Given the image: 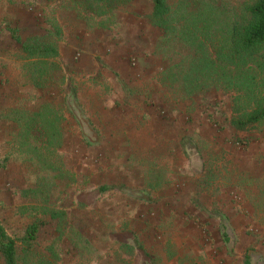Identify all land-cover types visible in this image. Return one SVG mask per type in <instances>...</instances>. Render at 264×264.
<instances>
[{
	"label": "rangeland",
	"instance_id": "374dc122",
	"mask_svg": "<svg viewBox=\"0 0 264 264\" xmlns=\"http://www.w3.org/2000/svg\"><path fill=\"white\" fill-rule=\"evenodd\" d=\"M229 2L252 0H165L168 30L197 25V38L214 56L226 50L220 26L228 19ZM150 6L149 0H105L102 5L93 0H0V162L11 111H37L42 119L59 123L60 145L48 160L73 178L72 183L59 182L54 201L34 204L20 194L32 186L33 169L6 163L0 169V225L16 239L35 212L41 226L33 252L50 264H140L138 253L131 254L112 233L129 245L126 236L134 237L156 264H243L245 253L251 264H264V120L236 131L229 120L248 109L242 101L232 102V92L210 87L180 97L161 73L173 54L166 42L162 45ZM9 27L23 43L52 47L56 54L25 57ZM145 112L159 124L144 118ZM35 119L29 138L38 146L43 137ZM207 137H223L227 151L249 152L245 160L256 162L249 172L255 180L241 183V201L234 190L223 189L228 177L222 165L208 174L215 158ZM231 159V164L238 160ZM163 179L168 181L163 189L147 191L153 201L120 189L99 195L89 206L75 201V194L99 184L133 190ZM210 180L220 185L213 193L207 190ZM225 193L233 198L222 201ZM214 211L227 219L230 255ZM72 229L89 245L73 243Z\"/></svg>",
	"mask_w": 264,
	"mask_h": 264
},
{
	"label": "trees",
	"instance_id": "16d2710c",
	"mask_svg": "<svg viewBox=\"0 0 264 264\" xmlns=\"http://www.w3.org/2000/svg\"><path fill=\"white\" fill-rule=\"evenodd\" d=\"M93 1L102 5L105 0ZM149 2L151 20L162 33L160 39L162 45H168L173 54L161 73L164 80L174 84L178 95L190 97L210 87L232 92L234 94L232 102L242 101L245 103L244 108L248 109L240 117L229 120V124L234 129L244 130L253 123L263 121L264 0H252L245 4L229 2L228 19L225 17V23L220 26L226 40V50H218L214 56L210 55L205 44L197 38L195 34L197 25H193L192 28L183 27L180 30L170 27V33L169 25H166L169 14L165 0H149ZM203 6L207 9L212 7L207 3H203ZM7 30L27 58L45 59L56 54V50L52 47H36L23 43L13 27ZM167 33L170 35L164 38ZM37 63L34 62V64ZM235 106L233 109L237 110ZM36 117L39 119L38 127L43 137L42 145L38 146L32 144L29 138L31 124L36 121ZM8 128L7 150L0 162V169H3L8 162H18L33 169L32 186L21 189L20 194L23 198L32 200L27 202L34 204L54 201L60 191L59 182L65 179L66 184L73 182L72 177L53 169L48 160L57 152L60 145L59 123L52 117L45 116L42 119V115L37 111L30 112L20 109L11 111ZM112 189L130 192L138 199L147 198L146 191L143 189L129 190L122 186L99 184L85 193L75 194V201L79 206H89L99 195ZM86 195L87 197L84 198ZM29 208L35 211L33 206ZM18 213L23 215L21 211ZM214 213H216L221 243L225 248V253L230 255L233 241L227 219L222 213L217 211ZM31 217L33 218L25 223L22 235L16 239L9 237L0 225V264H50L43 255L37 256L33 252L41 222L37 220L35 212ZM71 234L75 242L83 246L89 245V241L75 229H72ZM118 234L112 233L113 238L120 241L123 247L130 248L131 254L136 251L140 264H156L154 255L147 252L134 237L126 236L132 242L129 245L125 243L127 239L117 238ZM243 264H251L248 253L244 254Z\"/></svg>",
	"mask_w": 264,
	"mask_h": 264
},
{
	"label": "crops",
	"instance_id": "0c3cea01",
	"mask_svg": "<svg viewBox=\"0 0 264 264\" xmlns=\"http://www.w3.org/2000/svg\"><path fill=\"white\" fill-rule=\"evenodd\" d=\"M108 106L111 107L113 105L109 104ZM140 112L143 113V111H140ZM146 113L147 112H145V114H144L145 116H143L144 118L147 116ZM147 117H148L149 120H153L155 122H158V124L160 122L159 120L155 119V117L153 116V113L150 114V115H148ZM96 120H97L96 124L98 125L99 124V119L96 118ZM101 122H103V121H101ZM164 124H166V123H164ZM236 131L242 132L243 130H236ZM201 134L203 135L205 133L201 132ZM214 138L215 137H213V138L212 137H207L206 138V141H207L208 145L212 147L213 158H215V160L211 161L208 164V166H207V172H208V174L210 173V171L211 172H214L216 169L220 168L221 165H222V167H224V171H229L228 173H225L223 171V175L228 177V178H226L224 180V182L227 180V183L223 187V189H226L227 188V189H230L231 191L234 190L236 192V197L239 199V201H241L240 196H242V189L245 187V185L242 186L241 183H244V182H253L255 180V175H252V176H254L252 178L251 177V174L249 172H250V170L255 169L254 167L257 166L256 165V162H254V164H252V162H249V161L247 162L245 160V157L249 155V152L248 153L242 152V153H240L241 154L240 156L233 155L232 151L229 152V151L226 150L227 149L228 142H224L225 140H224L223 137H220L219 141L217 139H214ZM220 147H223V150H226V151H223L222 150V152H220V150H221ZM220 157H222V158H220ZM235 157L238 160H235L234 161ZM229 158H232L231 160L234 161V164L233 163L231 164L230 162H228V159ZM230 168L236 169V173L235 172H232L230 174ZM241 172H242V174H241ZM254 174H255V172H254ZM233 175L238 176L237 177L238 179L235 178V177H233ZM167 183H168L167 179H163L159 183H155L153 185H148V186H145L144 188H142L143 186H139L138 189L134 188L133 190H142L143 189V190L146 191V194H147L146 197L147 198H144L145 200L144 199H138L137 198L138 200H141V201H153V199L151 198V195H149L147 193V191L148 190L150 191V189H154V190L155 189L156 190H159L160 189L161 190V189H163L166 186ZM234 184H236V186ZM207 186H208V189L207 190H209V193H213V189L219 187L220 185H218V181L217 180H212V181L210 180L208 182V185ZM231 191H230V193H232ZM230 193H225L226 197H223L222 201H230V199L233 198L232 195H230ZM233 196H235V195H233ZM213 198H214V194L212 195V201H213ZM194 201H197V199L194 198ZM71 238H72V234H71ZM72 240H73V238H72ZM73 243L79 244V243H77L75 241Z\"/></svg>",
	"mask_w": 264,
	"mask_h": 264
}]
</instances>
